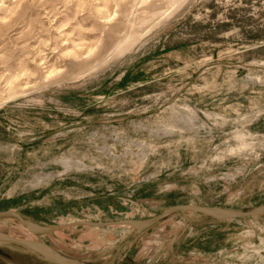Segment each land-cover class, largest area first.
Here are the masks:
<instances>
[{"label": "rangeland", "instance_id": "1", "mask_svg": "<svg viewBox=\"0 0 264 264\" xmlns=\"http://www.w3.org/2000/svg\"><path fill=\"white\" fill-rule=\"evenodd\" d=\"M176 205L264 206V0H0V211L52 227ZM0 235L79 264H264V211L45 233L7 213ZM0 264L55 263L7 242Z\"/></svg>", "mask_w": 264, "mask_h": 264}, {"label": "water", "instance_id": "2", "mask_svg": "<svg viewBox=\"0 0 264 264\" xmlns=\"http://www.w3.org/2000/svg\"><path fill=\"white\" fill-rule=\"evenodd\" d=\"M187 208H192L197 213H199L201 215H207V216H211V217H223V218H228V217L229 218H235V217L247 216V215L256 214V213H260V212L264 211V206H262L256 210H252V211L234 212V211H226V210H219V209L202 208V207H198V206H194V205H176V206H172V207L168 208L167 210H165L161 214H159V215H157L151 219H148L144 222H141V223L135 222L132 220H117V221H111V222H107V223H95V222H89V221H74V222L63 224V225H57V226H52V227H39V228H32L29 225H27L26 221L15 211H0V215L7 214V213H12V214L16 215L20 219V221L23 223V225L26 226L30 231H32L34 233L50 232V231L58 230V229H61V228H64V227H67L70 225H74V224H85V225H89V226H103V225H108V224H129V225H132L137 230H142V229L154 224L159 219L169 215L170 213H172L174 211L183 210V209H187ZM7 242L20 243L24 246L30 245V247H34V249L38 250L35 247V244L38 242H35L32 240H23V239H17V238H13V237L0 235V243H7ZM33 252L37 253L36 251H33ZM43 258H45L48 261L55 263V264H70V263H65V262L59 261L55 258H51L48 256L43 257Z\"/></svg>", "mask_w": 264, "mask_h": 264}, {"label": "bare ground", "instance_id": "3", "mask_svg": "<svg viewBox=\"0 0 264 264\" xmlns=\"http://www.w3.org/2000/svg\"><path fill=\"white\" fill-rule=\"evenodd\" d=\"M174 3V2H173ZM130 39V38H129ZM129 42V41H128ZM122 44V43H120ZM119 46V45H118ZM121 46V45H120ZM130 46V45H129ZM125 47V46H124ZM116 48V47H115ZM120 47H117L116 49H112L111 52L109 53V55H107V57H105L103 60H100L98 62H96L93 66L95 67H98V66H101L104 62L108 61L109 59H112L111 57L114 55H118L120 53H122L123 51L119 50ZM91 51H88V53H90ZM76 56V55H75ZM92 67V66H91ZM29 221V220H28ZM27 225H29L30 227L32 228H39L38 226H34V225H31L33 224L31 222V224L29 223H26ZM35 247L38 249H34V247H30V245H25V248L27 250H31V251H36L39 255H41L42 257H51V258H55L59 261H62V262H65V263H70V264H79V263H75L74 261H71L67 258H65L64 256H62L60 253H58L57 251L45 246L44 244H40V243H36L35 244ZM39 251V252H38Z\"/></svg>", "mask_w": 264, "mask_h": 264}]
</instances>
